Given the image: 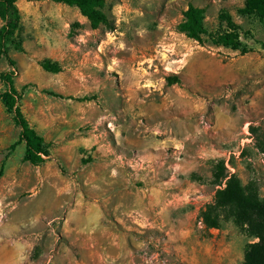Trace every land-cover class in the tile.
<instances>
[{
  "label": "rangeland",
  "instance_id": "1",
  "mask_svg": "<svg viewBox=\"0 0 264 264\" xmlns=\"http://www.w3.org/2000/svg\"><path fill=\"white\" fill-rule=\"evenodd\" d=\"M245 1L106 0L109 30L76 7L19 0L23 50L10 46L16 65L1 59L0 75L15 71L48 153L34 165L24 144L11 149L21 128L0 79V264L244 261L258 240L216 195L220 171L264 198V24ZM190 5L206 9L202 44L178 29ZM223 12L249 53L213 45Z\"/></svg>",
  "mask_w": 264,
  "mask_h": 264
},
{
  "label": "trees",
  "instance_id": "2",
  "mask_svg": "<svg viewBox=\"0 0 264 264\" xmlns=\"http://www.w3.org/2000/svg\"><path fill=\"white\" fill-rule=\"evenodd\" d=\"M58 4L76 7L83 17L90 22L92 29L106 27L114 29V24L106 12V0H51ZM19 0H0V19L3 22L0 28V60L5 59L11 67L16 65L10 57V46L22 51V42L18 39L17 33L21 29V11L18 7ZM244 15H256L264 24V0H246L245 6L241 10ZM206 9L195 5H190L184 12L183 21L178 29L188 38L199 43L204 42L207 34L205 26ZM220 19L226 23L227 31L212 37L215 46L230 48L240 51L242 55L249 53L248 49L241 42V27L228 14L223 12ZM44 70L51 73L62 71L58 63L46 60L42 63ZM0 79L7 85L8 89L2 95V103L6 111L13 116L17 126L21 128L18 141L12 145L14 150L18 145H25L24 160L34 165H40L45 161L47 155L46 143L42 136L30 125L24 117L18 102L21 94L15 87V71L4 72ZM180 83V78L170 76L168 84ZM51 95H55L51 93ZM3 169L0 170V176ZM224 186L217 191L216 206L225 209L229 216L235 218L238 224L248 227L249 232L257 238V242L250 244L246 250L244 261L241 264H264V198L248 194L241 179L235 174H217ZM205 221L211 228H217L219 223L206 213Z\"/></svg>",
  "mask_w": 264,
  "mask_h": 264
}]
</instances>
